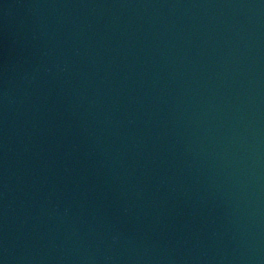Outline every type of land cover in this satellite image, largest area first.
Segmentation results:
<instances>
[{
	"label": "water",
	"instance_id": "water-1",
	"mask_svg": "<svg viewBox=\"0 0 264 264\" xmlns=\"http://www.w3.org/2000/svg\"><path fill=\"white\" fill-rule=\"evenodd\" d=\"M0 264H264V0H0Z\"/></svg>",
	"mask_w": 264,
	"mask_h": 264
}]
</instances>
